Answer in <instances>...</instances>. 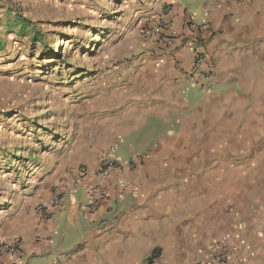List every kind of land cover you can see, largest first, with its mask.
Segmentation results:
<instances>
[{
	"label": "crops",
	"instance_id": "0c3cea01",
	"mask_svg": "<svg viewBox=\"0 0 264 264\" xmlns=\"http://www.w3.org/2000/svg\"><path fill=\"white\" fill-rule=\"evenodd\" d=\"M167 5L169 28L156 35L160 19L149 25L131 75L150 80V90L132 95L137 101L132 110L167 113L151 115L157 119L150 129L157 142L145 153L150 158L132 169L114 168L105 178L98 172L120 137L142 129L146 121L140 116L130 131L111 129L101 142L83 144L87 163L62 154L52 167L41 168L30 155L28 162L38 171L23 196L26 210L5 222L6 236L21 243L23 257L3 254L0 264H52L66 254L71 257L66 264H185L187 255L202 260L215 242H224L227 264H264V153L253 164L238 155L203 166L197 151L217 137V125L207 122L211 112L241 116L248 129L258 126L253 114L264 110V0H168ZM191 23L210 24V31L198 33ZM195 50L206 59L187 103L184 88L195 69ZM160 123L168 127L161 130ZM82 164L89 172L80 188L43 218L34 206L49 203L52 186ZM125 181L130 186L120 187ZM98 185L108 196L91 207L86 193ZM155 253L159 256L150 263Z\"/></svg>",
	"mask_w": 264,
	"mask_h": 264
},
{
	"label": "rangeland",
	"instance_id": "374dc122",
	"mask_svg": "<svg viewBox=\"0 0 264 264\" xmlns=\"http://www.w3.org/2000/svg\"><path fill=\"white\" fill-rule=\"evenodd\" d=\"M167 1L0 0V240L15 241L6 236L5 222L26 210L23 196L37 166L52 167L62 154L87 163L83 144L101 142L111 129L130 131L137 116L145 125L120 137L111 157L125 165L157 142L151 115L167 113L132 110V95L150 90V80L131 75L145 49V30L168 14ZM195 87L190 81L184 88L187 103ZM253 120L252 130L241 116L211 112L207 122L217 125V137L199 144L202 165L238 155L253 164L264 153V110ZM32 154L36 167L28 162ZM199 256H185V264H197Z\"/></svg>",
	"mask_w": 264,
	"mask_h": 264
},
{
	"label": "built area",
	"instance_id": "2783aa9c",
	"mask_svg": "<svg viewBox=\"0 0 264 264\" xmlns=\"http://www.w3.org/2000/svg\"><path fill=\"white\" fill-rule=\"evenodd\" d=\"M169 14V13H168ZM168 14H166L158 22L157 27L155 28L156 35H163L167 31L171 24V19H169ZM195 31L200 32H209L210 24L197 25L196 23L190 24ZM145 32V31H143ZM197 52L195 57V69L194 72L190 75L189 80L195 81V76L198 75L199 67L205 62V54L203 52ZM150 158L149 154L138 155L131 159V161L123 166L119 164L116 160L111 159L109 156H105L99 165V175L101 178L109 176L114 168H135L137 165H141L144 160ZM89 169L86 165H78L70 171L68 178L59 180L52 188L50 201L46 204H39L36 207V211L45 219L49 218L51 208H62L65 205L67 196L73 193L76 189L80 188L84 178L88 175ZM120 187L130 186L129 181H125L119 184ZM108 196L107 191L101 185L92 187L86 193V199L90 202L91 207H95L98 203V199H105ZM9 254L17 258L23 257L22 245L19 241L8 242L6 240H0V256L3 254ZM70 255L66 254L63 258H56L51 263L52 264H66L70 260ZM229 259V252L225 248L224 242H215L211 243L206 248L205 257L200 260L197 264H227Z\"/></svg>",
	"mask_w": 264,
	"mask_h": 264
},
{
	"label": "trees",
	"instance_id": "16d2710c",
	"mask_svg": "<svg viewBox=\"0 0 264 264\" xmlns=\"http://www.w3.org/2000/svg\"><path fill=\"white\" fill-rule=\"evenodd\" d=\"M14 158H20V157H17L16 155H14ZM158 254L157 253H155L153 256H152V258L149 260V262L150 263H152V259L154 260V259H156V258H158Z\"/></svg>",
	"mask_w": 264,
	"mask_h": 264
},
{
	"label": "bare ground",
	"instance_id": "6f19581e",
	"mask_svg": "<svg viewBox=\"0 0 264 264\" xmlns=\"http://www.w3.org/2000/svg\"><path fill=\"white\" fill-rule=\"evenodd\" d=\"M85 40V39H84ZM73 60V59H72ZM74 62H76V61H74ZM75 64V63H74Z\"/></svg>",
	"mask_w": 264,
	"mask_h": 264
}]
</instances>
